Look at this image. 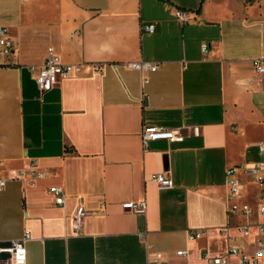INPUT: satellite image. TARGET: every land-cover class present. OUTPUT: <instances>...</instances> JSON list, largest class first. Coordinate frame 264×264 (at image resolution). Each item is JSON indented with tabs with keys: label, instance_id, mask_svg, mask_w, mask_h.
Listing matches in <instances>:
<instances>
[{
	"label": "crops",
	"instance_id": "1",
	"mask_svg": "<svg viewBox=\"0 0 264 264\" xmlns=\"http://www.w3.org/2000/svg\"><path fill=\"white\" fill-rule=\"evenodd\" d=\"M0 26L15 43L0 58V245L29 232L27 264H208L203 252H223L228 236L253 251L257 227L250 237L236 227L226 174L238 170L242 200L257 208L242 169L263 159L264 0H0ZM50 48L75 68L42 92ZM140 59L159 63L146 84L125 65ZM145 125L183 138L144 151ZM32 162L45 172L34 182ZM164 171L170 188L151 178ZM142 201L144 212L126 205ZM80 204L88 213L76 233ZM193 229L204 234L191 238Z\"/></svg>",
	"mask_w": 264,
	"mask_h": 264
},
{
	"label": "built area",
	"instance_id": "2",
	"mask_svg": "<svg viewBox=\"0 0 264 264\" xmlns=\"http://www.w3.org/2000/svg\"><path fill=\"white\" fill-rule=\"evenodd\" d=\"M187 13V11L182 9H177L175 12L177 18L182 21H188ZM146 28L153 31L155 25L150 24ZM202 49L205 51L207 44H203ZM14 51L15 43L9 35L8 29L5 26H0V58H8ZM125 65L141 71L143 84L149 81L147 72H153L159 68L158 62L143 59L128 62ZM255 66L259 73L264 72V61L255 62ZM74 68L75 66L73 64L61 63L58 57L54 55L53 48H50V54L44 64L39 68L36 77L40 90L45 92L52 89L60 77L68 75ZM31 69L34 70L35 67L32 66ZM141 137L144 151H147L151 142L155 140L167 139L174 141L183 138L180 130L158 125H145L142 129ZM258 148L263 159L248 162L242 169L244 174L254 180L256 184L258 190L257 208L251 202L242 200L245 185L238 177V170L235 167H230L226 174L230 189L227 204L229 212L236 214L239 219L236 227L248 237L252 235V227H257L256 236L258 239L256 242L251 243L253 251L246 253L241 246L232 244V238L228 236L227 247L223 252L217 254H212L209 250L203 252V258L208 264H264V137L258 142ZM2 165L3 161L0 160V166ZM30 174L32 176L29 180L30 182H34V179L45 176V172L36 166V162L31 163ZM10 177L22 179L24 177V171L18 168H12ZM151 178L158 184L159 188H170L173 186V181L166 171L153 174ZM7 181L8 178L0 176V190L6 187ZM49 191L54 195L56 204L61 206L66 204V191L63 186L53 185L49 188ZM126 205L135 212H144L147 207L146 201L129 202ZM87 213L88 211L83 204L78 205L72 216V225L76 233H79L82 229ZM255 216L260 217L258 221L254 220ZM189 234L191 238H198L204 234V230L193 229L190 230ZM30 238L31 234L26 232L23 237L12 240L9 245H0V252L9 253V264H27V241ZM177 253L182 254L184 250H178ZM157 256L161 257L162 254L158 253ZM153 264L161 263L155 262Z\"/></svg>",
	"mask_w": 264,
	"mask_h": 264
}]
</instances>
